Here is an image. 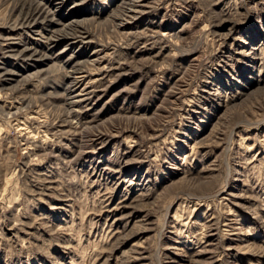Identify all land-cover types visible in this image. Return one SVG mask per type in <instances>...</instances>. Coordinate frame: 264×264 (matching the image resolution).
Instances as JSON below:
<instances>
[{
    "label": "rangeland",
    "instance_id": "obj_1",
    "mask_svg": "<svg viewBox=\"0 0 264 264\" xmlns=\"http://www.w3.org/2000/svg\"><path fill=\"white\" fill-rule=\"evenodd\" d=\"M40 1L0 0V264H264V0Z\"/></svg>",
    "mask_w": 264,
    "mask_h": 264
},
{
    "label": "bare ground",
    "instance_id": "obj_2",
    "mask_svg": "<svg viewBox=\"0 0 264 264\" xmlns=\"http://www.w3.org/2000/svg\"><path fill=\"white\" fill-rule=\"evenodd\" d=\"M39 2V1H38ZM41 2V1H40ZM67 4V0H43V3H40V6L43 7V9H46V14L51 16V18H53V22L55 23L57 21V23H59V21L57 20V17H60V14L58 15V12ZM82 3H76L73 4V6L71 7V13L70 16L73 17V19H65L62 18V22H64L65 24L67 23L68 25H74V24H82L83 20H81V18L83 17L82 13L79 11L78 7L81 6ZM31 7V6H30ZM74 12V13H72ZM140 11L138 9H129L128 11H126V15L129 16L131 19L135 18V16L137 15V13H139ZM29 13V12H28ZM39 15V14H38ZM45 15V14H44ZM47 18V17H46ZM122 23V22H121ZM128 23V22H127ZM62 24V23H61ZM122 26V25H121ZM127 26V25H126ZM123 27L125 28V25H123ZM63 28V27H62ZM51 43V42H50ZM56 43L58 42H52L50 44V48L48 50H54V47L57 45ZM97 56L96 51L91 55V57H95ZM99 59V58H98ZM98 61V60H97ZM77 74V73H76ZM92 75V74H90ZM84 76V75H83ZM83 76L81 78H83ZM89 76V74H88ZM93 79V78H92ZM80 80V79H79ZM78 81V79H77ZM84 90V88H83Z\"/></svg>",
    "mask_w": 264,
    "mask_h": 264
}]
</instances>
